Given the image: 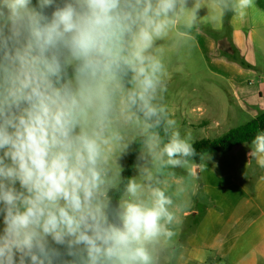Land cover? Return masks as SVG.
<instances>
[{
  "label": "clouds",
  "instance_id": "1",
  "mask_svg": "<svg viewBox=\"0 0 264 264\" xmlns=\"http://www.w3.org/2000/svg\"><path fill=\"white\" fill-rule=\"evenodd\" d=\"M254 7L0 0V264H165L185 191L178 170L204 156L165 103L161 42L183 47L205 18ZM246 146L264 169V129Z\"/></svg>",
  "mask_w": 264,
  "mask_h": 264
},
{
  "label": "crops",
  "instance_id": "2",
  "mask_svg": "<svg viewBox=\"0 0 264 264\" xmlns=\"http://www.w3.org/2000/svg\"><path fill=\"white\" fill-rule=\"evenodd\" d=\"M206 14V9L200 11L201 16ZM231 25L232 42L251 68H243L222 56L215 57L211 65L241 102V111L255 118L260 113L254 104L264 105V77L254 70L257 55L264 57V0H255V7L244 18L233 15ZM204 27L222 31L224 16L205 18L192 35L207 42L210 51L230 52L226 40L221 39L217 45L204 39L200 33ZM217 108L210 106L207 110L209 118L218 117ZM226 116L233 118L230 114ZM214 123L220 121L214 120ZM246 145L238 146L228 154L216 152L209 157L206 154L199 164L191 163L186 176H180L184 185L188 184L190 188H196L198 182L208 200L195 231L185 243L186 250L198 264H218L219 260L228 259L239 264H264V169L249 159L250 149ZM187 193L186 190L185 195ZM180 203L175 241L181 237L185 220L195 213L192 200L190 205V199L185 201L180 197Z\"/></svg>",
  "mask_w": 264,
  "mask_h": 264
},
{
  "label": "rangeland",
  "instance_id": "3",
  "mask_svg": "<svg viewBox=\"0 0 264 264\" xmlns=\"http://www.w3.org/2000/svg\"><path fill=\"white\" fill-rule=\"evenodd\" d=\"M178 27L180 26L178 25ZM207 30L212 29L204 27L200 30V33L205 36L204 39L213 41L218 45L220 39L218 40L216 36H211ZM161 43L168 47V54L166 56V62L168 63V91L165 95V103L168 105L170 114L177 121L182 134H190L194 143L204 138L216 139L229 130L253 119L249 114H244L241 111L242 109L239 106L241 102L234 97L231 88L211 65V61L215 57L222 56L220 50L219 54L210 51V46L198 35H192L189 43L180 48L174 46L171 39L162 41ZM240 57L243 58L242 55ZM257 57L258 63L254 70L261 77H264V57L260 55H257ZM244 104L248 106L246 103ZM254 105L258 108H255L257 111L259 110L258 113L264 112V105L262 107H259L262 104ZM210 106L218 107L215 110V113L218 114L217 118H209L210 113L207 110L210 109ZM229 114L233 118H227L226 115ZM214 120H219L220 123L215 124ZM132 150L133 147L130 150V154L121 161L124 169L129 161ZM216 154L215 151H210L206 157ZM135 174V170H133L132 176ZM178 174L179 176H186L187 172L185 170H178ZM199 188L198 182L196 188H190L188 184H185V191L181 198H185V201L190 199V205L192 200L191 207L194 210H198L200 212L199 216H201L208 202L203 194L198 195ZM186 190L188 193L185 195ZM191 220H185L181 237L177 238L170 252L167 254L165 264H198L185 248L188 237L182 236L187 223L188 226L192 223ZM218 264L239 263L233 259H228L219 260Z\"/></svg>",
  "mask_w": 264,
  "mask_h": 264
},
{
  "label": "trees",
  "instance_id": "4",
  "mask_svg": "<svg viewBox=\"0 0 264 264\" xmlns=\"http://www.w3.org/2000/svg\"><path fill=\"white\" fill-rule=\"evenodd\" d=\"M232 17L233 14H228L224 16V27L222 31L220 32L212 31V30H207V31L209 32V34H211V36L214 37L216 36L218 40L219 39L226 40L230 45V52L221 51V55L223 57H226L228 60L238 63L243 68H250L251 66L243 58L240 57L241 56L240 51L234 46L232 42V30H233L231 25ZM260 129H264V112H261L257 117L250 119L246 123L229 130L228 132L224 133L222 136L216 139H207V138L200 139L194 143V147L196 148L197 153L203 154V156L210 151H215L220 154H228L238 146L249 144L252 137L255 135L256 131ZM137 152H138V147L136 145H133L132 153L125 167V171L123 172V176L125 178L132 176L134 170L133 165L136 162ZM193 161L199 164L201 161L200 156L198 155L196 159H194ZM202 194L204 198L207 199L200 187L198 189V195H202ZM194 212L195 213H193L187 218L188 220L192 219L191 220L192 223L189 226L187 223V227L186 229H184L182 234L183 237H188L190 234H192L195 231L203 215L204 210L201 213V216H199L200 212L198 210H195Z\"/></svg>",
  "mask_w": 264,
  "mask_h": 264
}]
</instances>
